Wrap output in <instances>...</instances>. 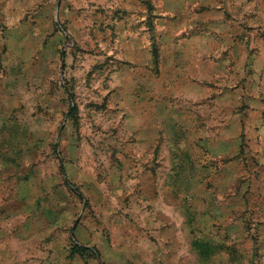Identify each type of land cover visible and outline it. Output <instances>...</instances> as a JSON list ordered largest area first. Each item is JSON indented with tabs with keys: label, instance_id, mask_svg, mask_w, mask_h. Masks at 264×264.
<instances>
[{
	"label": "rangeland",
	"instance_id": "374dc122",
	"mask_svg": "<svg viewBox=\"0 0 264 264\" xmlns=\"http://www.w3.org/2000/svg\"><path fill=\"white\" fill-rule=\"evenodd\" d=\"M137 1L0 0V264H264V30ZM176 4L245 57L176 51Z\"/></svg>",
	"mask_w": 264,
	"mask_h": 264
},
{
	"label": "crops",
	"instance_id": "0c3cea01",
	"mask_svg": "<svg viewBox=\"0 0 264 264\" xmlns=\"http://www.w3.org/2000/svg\"><path fill=\"white\" fill-rule=\"evenodd\" d=\"M119 3H123L125 8L130 12L135 10V5H138V8L143 11L146 10V4H138L137 0L136 2H134V0H119ZM157 5L155 4V8L157 11L155 15H157V19H162L165 16V14L162 13L164 10H160V8L158 7L159 5ZM178 9L180 12L179 18L176 19L177 23H175L174 26L175 30H172V37L176 45V51L181 52V54L184 53V55L188 53V55L190 56H207V54L212 53L214 50L213 42L215 41V39L221 38V41L225 42L226 44L228 43L226 46L229 48V58L233 55L235 57L236 53H238L237 57H239L240 53L243 54V56H241V59L242 57H245L243 44H241V50H243L240 51V40L243 41L242 34L224 33L222 35H219L215 33V28L211 20L201 19L200 15L190 16L189 9H186V7L182 6L180 8L176 4V12ZM238 10L239 17L236 20L237 23L244 26L247 23V19H249V25H253L254 27H256V29L264 30V0H255L252 5L247 4L245 0L238 1ZM259 39L261 41L260 46L262 47V45H264V36L260 34ZM190 42L192 44L189 46L188 43ZM2 43L3 36L0 30V50ZM179 48L181 51L179 50ZM257 57L260 59L259 61H261L260 65H262L261 59L264 58V48H261L258 51ZM260 65H258L259 67L257 68H259V70L257 71H260L262 67L264 68V64L262 66ZM2 87L3 85L0 81V107L3 105Z\"/></svg>",
	"mask_w": 264,
	"mask_h": 264
},
{
	"label": "trees",
	"instance_id": "16d2710c",
	"mask_svg": "<svg viewBox=\"0 0 264 264\" xmlns=\"http://www.w3.org/2000/svg\"><path fill=\"white\" fill-rule=\"evenodd\" d=\"M74 247H75V250H83L84 249L83 246H79L78 244H75Z\"/></svg>",
	"mask_w": 264,
	"mask_h": 264
}]
</instances>
